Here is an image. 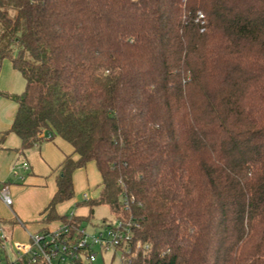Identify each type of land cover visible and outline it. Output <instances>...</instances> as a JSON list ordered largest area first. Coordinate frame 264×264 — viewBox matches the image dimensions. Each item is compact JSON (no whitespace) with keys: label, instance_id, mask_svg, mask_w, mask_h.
I'll return each mask as SVG.
<instances>
[{"label":"trees","instance_id":"1","mask_svg":"<svg viewBox=\"0 0 264 264\" xmlns=\"http://www.w3.org/2000/svg\"><path fill=\"white\" fill-rule=\"evenodd\" d=\"M6 58L25 87L0 90L17 104L2 139L78 155L43 222L82 224L56 207L94 162L84 218L130 222L132 264H264V0H0Z\"/></svg>","mask_w":264,"mask_h":264},{"label":"rangeland","instance_id":"2","mask_svg":"<svg viewBox=\"0 0 264 264\" xmlns=\"http://www.w3.org/2000/svg\"><path fill=\"white\" fill-rule=\"evenodd\" d=\"M25 87V79L22 74L13 69L10 59L6 58L1 62L0 65V90L9 92V93H16L20 94ZM15 108V103L13 100L5 98L0 95V126L2 125H9V120H11V116L13 114ZM61 141L58 139H54L53 141L47 138L43 141L41 145L43 148H47L48 152L52 155H56L57 151L64 150V147L60 145ZM66 143V142H65ZM45 144V145H44ZM58 145V146H57ZM69 146V144L66 143ZM60 148V149H59ZM35 150H38V147H34ZM27 153V152H26ZM24 156L22 154H18L17 160L19 161L18 164V172L20 175H24L25 178L28 177L32 173V170L28 172H24V166L22 165V161L24 160ZM31 161V160H30ZM32 163V162H31ZM38 165V164H37ZM55 164L52 162L45 166L39 164V168L34 165V171L42 170L43 175L45 176L46 183H44V187L42 192L35 193V194H25L21 198H19V202L15 201L14 203V210L15 213L11 212L9 208L6 206H0V216L4 218L6 221H16L17 224L14 225L13 236L11 239V243L13 242H26L28 243V233L25 231L24 226L20 223L22 220L25 225L28 227L29 223V213L33 210V208L39 204V202H44V200L50 195L53 190V170L51 168H56ZM74 187H75V196L74 201H65L60 203L57 206V210L61 211L62 214L75 212L79 214L80 217H83L82 226L85 228L87 234H96L99 235L105 229V222L107 224H114L115 226L118 225V217L115 213L111 210V208L107 204H96L93 206V214L89 218H84L89 214V206L84 202L83 195L87 193L89 196L91 195L92 198H96L98 196V187L97 184L100 182V174L96 168V165L91 162L87 165L86 169H78L74 173ZM8 182L13 184H22L23 181L17 179L16 177H10ZM16 199V197H15ZM76 201L80 202V204L76 205ZM48 204V202H47ZM18 206L22 209L27 210V214H23L21 211L18 210ZM38 218V217H37ZM41 220L38 218L36 220ZM45 222H38L34 225V228L37 225H43ZM52 226V224H50ZM12 228V225H9ZM54 226V225H53ZM7 228V227H6ZM34 229L31 226V231ZM8 250L10 253L11 246L10 243L7 245ZM95 250L97 251V264H103L104 262L110 264H118V254L113 252V249H109L105 251V253H100L99 249L96 247ZM0 252L3 253V250L0 248Z\"/></svg>","mask_w":264,"mask_h":264},{"label":"built area","instance_id":"3","mask_svg":"<svg viewBox=\"0 0 264 264\" xmlns=\"http://www.w3.org/2000/svg\"><path fill=\"white\" fill-rule=\"evenodd\" d=\"M27 164L24 163V166ZM84 200H89L87 193ZM0 199L12 207L13 198L8 184L0 181ZM118 225L104 222L105 229L87 234L81 224L60 222L51 228L28 233V243L13 242L12 232L0 220V264H97V247L100 253L109 249L118 254V264H132V233L130 222L118 218ZM20 223L24 225L22 221ZM10 243L11 251L7 248ZM103 264H110L104 262Z\"/></svg>","mask_w":264,"mask_h":264},{"label":"crops","instance_id":"4","mask_svg":"<svg viewBox=\"0 0 264 264\" xmlns=\"http://www.w3.org/2000/svg\"><path fill=\"white\" fill-rule=\"evenodd\" d=\"M11 65H12V63H11ZM13 102L15 103V108H14L13 114L11 116V120H9V125L0 126V181H2L4 183H7L9 185L11 196L13 198V205H12V207H8L0 199V206H6L7 208H9L11 210V212L15 213V210H14L15 201H18L19 198H21L23 195H25L27 193L28 194H35V193L42 192L43 187L45 185L44 183H46L45 176L43 175L44 171L37 170V172H35L34 171V165H36L37 168H39V164L47 166L51 162L53 164L57 165V166H55L56 168H51L53 170V175H54V179H53L54 180L53 181L54 187H53L52 192L44 200V202H39V204L36 205L33 208V210L29 213V219H30L29 223L30 224L28 225V227L21 220L24 223V225H25L24 226L25 231L36 232V231L42 230L45 227L46 228H51V227H53V225L56 226V225H58L61 222V221H53V222L48 223V224L44 223L43 225H37V227L34 228V225L36 223L42 222V219H43V216H44L42 213H43L45 207L47 206V202L49 203L50 199L52 198V196H53V194H54V192L56 190L55 178H56V175H57V173L59 171L60 164L62 163V161L64 160V158L66 156L72 155V157L74 159H78V155L76 153H74V150H73L72 146L67 141H65L64 139H62V138H60L58 136L54 137L51 140L53 141L54 139H57V140L59 139L61 141L60 145H62V147H64V150L57 151L56 155H52L51 153L48 152L47 148H45V147L43 148V145H41L43 143V141L40 144L34 146V147H38V150H35L34 147H32V148H30L28 150L22 151L20 149L21 140L13 132H9L6 135V137L4 139H2L3 132L8 130L11 127V124H12L13 119H14V115H15L17 104H16L15 101H13ZM65 142L67 144H69V146L66 145ZM18 154H22V156H24V158H25L22 161V165L24 166V163L27 164L26 166H24L23 171L24 172H28L29 170L30 171L32 170V173L30 175H28V177H26V178H25L24 175H20L19 172L17 171L18 170V164H19V161L17 160ZM89 163H91V162H89ZM86 168H87V166L85 168H80V169H86ZM11 176L12 177L14 176V177H16L19 180H22L23 183L22 184H13V185H11V183L8 182V180H9V178ZM73 179H74V176H73ZM73 182H74V180H73ZM100 182H101V176H100ZM100 182L97 184L98 188H99ZM98 193H99V189H98ZM15 197H16V199H15ZM90 198H92L91 195H90ZM72 200L74 201V198H72L70 201H72ZM18 210L21 211L23 214H27V210L22 209L19 206H18ZM56 210H57V207H56ZM57 212L59 214H62L61 211L57 210ZM71 213H73V212H71ZM77 215H79V214H77ZM37 217L41 218V220L40 219L36 220V219H38ZM0 220H4V218L0 216ZM3 224H4L5 228L7 227L6 229H8L9 231L12 232V236H13L14 227L11 228L9 225H5V223H3ZM50 224H52V226ZM31 226L34 229L33 231H31Z\"/></svg>","mask_w":264,"mask_h":264}]
</instances>
